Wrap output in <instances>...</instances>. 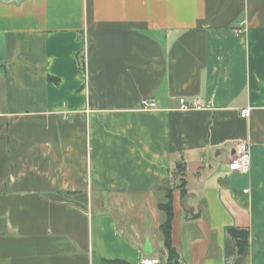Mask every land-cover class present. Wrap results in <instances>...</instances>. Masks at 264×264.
Segmentation results:
<instances>
[{
    "label": "crops",
    "instance_id": "0c3cea01",
    "mask_svg": "<svg viewBox=\"0 0 264 264\" xmlns=\"http://www.w3.org/2000/svg\"><path fill=\"white\" fill-rule=\"evenodd\" d=\"M168 189L171 264H264V0L0 2V264H167Z\"/></svg>",
    "mask_w": 264,
    "mask_h": 264
},
{
    "label": "built area",
    "instance_id": "2783aa9c",
    "mask_svg": "<svg viewBox=\"0 0 264 264\" xmlns=\"http://www.w3.org/2000/svg\"><path fill=\"white\" fill-rule=\"evenodd\" d=\"M241 32V30H239ZM179 109L190 110V109H202L204 106L198 99H192L190 101L185 98H179ZM141 107L144 109H150L154 107V102L150 99H143L141 101ZM249 113V109H243L241 111L242 116H246ZM251 167V156L248 142H239L234 148V152L228 162V169L231 171H238L241 173H247ZM160 258L148 257L139 260L138 264H158Z\"/></svg>",
    "mask_w": 264,
    "mask_h": 264
},
{
    "label": "trees",
    "instance_id": "16d2710c",
    "mask_svg": "<svg viewBox=\"0 0 264 264\" xmlns=\"http://www.w3.org/2000/svg\"><path fill=\"white\" fill-rule=\"evenodd\" d=\"M177 167L181 171V165L178 164ZM183 181L180 183V192L183 194L185 191L183 189ZM159 208L162 209L165 212L166 218L164 222L161 224V231L163 233V239H164V246L166 248V253H167V264H171V262L176 263V252L175 249L171 245V240H170V226H171V221L173 217V212H172V197H171V192L168 189L166 192V201L163 203H160ZM230 234L234 239H236V248L237 251L240 252L242 251L243 247L245 246L247 236L244 232L235 230L233 228L229 229Z\"/></svg>",
    "mask_w": 264,
    "mask_h": 264
},
{
    "label": "water",
    "instance_id": "95a60500",
    "mask_svg": "<svg viewBox=\"0 0 264 264\" xmlns=\"http://www.w3.org/2000/svg\"><path fill=\"white\" fill-rule=\"evenodd\" d=\"M19 1H21V0H0V2H19ZM145 251H146V249H145ZM147 251H149V250H147Z\"/></svg>",
    "mask_w": 264,
    "mask_h": 264
}]
</instances>
